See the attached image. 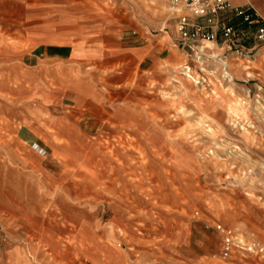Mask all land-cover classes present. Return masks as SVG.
Listing matches in <instances>:
<instances>
[{
	"label": "rangeland",
	"instance_id": "374dc122",
	"mask_svg": "<svg viewBox=\"0 0 264 264\" xmlns=\"http://www.w3.org/2000/svg\"><path fill=\"white\" fill-rule=\"evenodd\" d=\"M223 17L199 56L165 0H0V264H264V40Z\"/></svg>",
	"mask_w": 264,
	"mask_h": 264
},
{
	"label": "built area",
	"instance_id": "2783aa9c",
	"mask_svg": "<svg viewBox=\"0 0 264 264\" xmlns=\"http://www.w3.org/2000/svg\"><path fill=\"white\" fill-rule=\"evenodd\" d=\"M165 2L175 17V27L180 41L199 56L202 54L199 50H203L201 46L205 42L216 44L222 40L227 45V50H232V46H235L233 38L240 31L238 32L237 27L229 19L223 17L227 11L238 17L240 24L254 26L252 35L255 40H264V19L251 6L233 5L230 0H165ZM239 51L241 50L236 49V52ZM217 58L221 59L219 60L221 68L225 71L227 66L224 61L227 58L219 56Z\"/></svg>",
	"mask_w": 264,
	"mask_h": 264
},
{
	"label": "bare ground",
	"instance_id": "6f19581e",
	"mask_svg": "<svg viewBox=\"0 0 264 264\" xmlns=\"http://www.w3.org/2000/svg\"><path fill=\"white\" fill-rule=\"evenodd\" d=\"M217 57V56H216ZM224 63L227 65V61H224Z\"/></svg>",
	"mask_w": 264,
	"mask_h": 264
},
{
	"label": "crops",
	"instance_id": "0c3cea01",
	"mask_svg": "<svg viewBox=\"0 0 264 264\" xmlns=\"http://www.w3.org/2000/svg\"><path fill=\"white\" fill-rule=\"evenodd\" d=\"M230 2H231V0H230ZM232 3V2H231ZM233 4V3H232Z\"/></svg>",
	"mask_w": 264,
	"mask_h": 264
}]
</instances>
